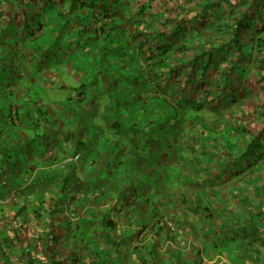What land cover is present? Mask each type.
Returning a JSON list of instances; mask_svg holds the SVG:
<instances>
[{
	"label": "trees",
	"instance_id": "trees-1",
	"mask_svg": "<svg viewBox=\"0 0 264 264\" xmlns=\"http://www.w3.org/2000/svg\"><path fill=\"white\" fill-rule=\"evenodd\" d=\"M6 3L14 4L8 14L23 23L21 34L47 15L88 42L126 37L125 53L113 49L119 85L127 95L133 87L129 102L134 94L143 101L132 106L138 117L109 105V125L120 136H101L105 147L98 145L81 181L85 171L67 161L80 154L65 155V142L57 140V158L43 162L16 151L2 157L0 264H162L153 249L144 256L134 247L123 225L134 221L135 169L144 167L157 179L174 177L166 189L179 193L182 206L164 217L144 196L157 212L155 234L168 238L187 225L191 205L204 221H220L231 264H264V0H0V41L12 44L19 31L4 33ZM9 113L12 119L16 110ZM36 143L44 149L38 136ZM112 198L113 211L96 210Z\"/></svg>",
	"mask_w": 264,
	"mask_h": 264
},
{
	"label": "crops",
	"instance_id": "crops-1",
	"mask_svg": "<svg viewBox=\"0 0 264 264\" xmlns=\"http://www.w3.org/2000/svg\"><path fill=\"white\" fill-rule=\"evenodd\" d=\"M38 13H40V11H38ZM4 33L8 34L10 32L7 31ZM40 33L41 30L31 31L29 33L26 32L25 34H21L19 31V43L8 44L0 41L3 47V49L0 47V167L3 165L1 161L2 157H6L8 154L13 155L15 151L20 153L23 159L27 158L29 154L41 157L42 162L45 158H57L58 140V143L65 142V155L76 151L80 154V158L75 164L80 170L85 171V173L79 172V174H77L81 175L80 180L77 178L78 181H81L82 177H86L85 174L88 173L90 163H93V158L88 159L87 157L93 155V153H97L98 145L104 149L105 136L110 138L113 136L116 139L120 129L110 127L109 124L112 119V112L109 110L110 106L106 107L108 103L97 102L99 93L94 94L92 89L90 90L88 89L89 87H87L90 84H96L103 88L104 85H100L105 78L103 74L101 77L102 80H100L99 78L95 79L91 73H84L83 70H81V72L76 70L73 71L72 68L68 69V67H66L64 70L59 69L62 71H57V66H52L53 64H50L48 59H44V62H42L39 58L40 55L32 50L35 49L33 47L36 45H38V51L43 50L39 44L40 39H42V34ZM23 37H25L24 40ZM31 42H33V44ZM3 44L6 46L4 47ZM9 53L11 56L8 57L7 54ZM69 73H71L70 80L73 78L69 84L65 83L64 85L57 81V75H62L59 80L61 81L63 78H66ZM84 76L87 78V85L80 81V78ZM70 87L77 91V96L74 98V101H72L71 98L66 99V101H55L51 99L52 90ZM38 88L42 90L39 91ZM100 92L103 93V91ZM118 94H120V92ZM69 101L74 102L73 104L76 110V107L80 106L79 112H81V105L83 104L86 105L84 111L87 112L91 111L95 106H100L99 115L102 117V120L105 121L106 128H101L102 131L97 133L95 144L91 142V138H89L87 132L82 131L81 121L77 123L72 130L57 128L60 121L67 123L70 118L74 119L77 113L76 111L71 114V110L68 108L67 110L70 113H67L69 114V119L67 118V120H64L66 118L57 116V104H69L71 103ZM133 103L134 101H130L128 105ZM52 105L54 108L51 107ZM12 108L16 110V114L12 115L11 119L9 110L12 111ZM113 110H116L115 106ZM134 111V115L138 117L141 109L136 107ZM60 113H63L62 109H60ZM109 114L111 117H109ZM88 130L91 131V127ZM79 131L81 132L79 133ZM104 131L106 133H103ZM128 132V135H133V132L129 131V129ZM141 134V136H146L144 133ZM60 135L61 137L63 136V138H57V136ZM37 136L40 139L39 144L41 147L43 146L44 149H49L45 155L43 153L44 149L38 148L39 145L36 143ZM84 136L86 138H84ZM92 136L94 137V134L90 135V137ZM43 139L45 142H43ZM41 150H43V152ZM33 152H35V154H31ZM19 162L23 163L22 160ZM145 164L147 165L148 162L146 163L145 161ZM145 164H143V166ZM10 165V167L13 168V161ZM44 165L45 163H41L39 168H43ZM166 165L167 161L165 162V166ZM4 177V174L0 175L1 182H3ZM134 178L135 183L138 185L135 208L133 210L134 217L132 216L134 221L132 220L130 222L126 220V223H123V225L131 229L132 233L129 237H132V239L130 242L133 243L134 247H141L140 249L143 250L144 256H147V253L151 252L153 249L154 255L158 257L162 264H194L201 257L208 258L211 264H231L234 262L231 258V252L220 242L222 235V225H219L220 221L217 218L204 221V214L196 212L194 206L192 207L189 205L186 207V212L188 214L187 225L181 223L178 228H173L168 238L164 232L155 234L154 230L157 224L154 221L155 216L151 213L157 212L156 210L153 211L149 203H143V198L145 195H149L151 198L154 197L153 202L156 204L157 210H161L159 214L161 213L164 217H168V213L174 215V213L181 211L179 208H182V206L175 204V198H178L179 193L175 195L172 191L166 189V185L168 186L169 184L175 183L174 177L170 178L166 175L163 179H157L154 176L146 175L144 167L141 171L137 168L135 169ZM101 181L102 180H100V182ZM159 185L162 187L160 191L158 190ZM9 187L11 189V186ZM190 189L194 190V188L191 187ZM13 193L14 192H12V195ZM174 195L176 197H174ZM10 198H12V196L7 197V199ZM114 203L115 199L112 198L110 202H104L101 205L98 203L94 206L96 210L101 212L102 209L107 208L108 204L113 207ZM137 232H140V234Z\"/></svg>",
	"mask_w": 264,
	"mask_h": 264
},
{
	"label": "rangeland",
	"instance_id": "rangeland-1",
	"mask_svg": "<svg viewBox=\"0 0 264 264\" xmlns=\"http://www.w3.org/2000/svg\"><path fill=\"white\" fill-rule=\"evenodd\" d=\"M20 3L24 4L25 0H18ZM5 7V8H4ZM3 11H4V15H6L7 17V22L2 23V25L4 26V29L6 31H9L10 33H13L15 30L17 31L19 28H21V25H23V23H21V21H16V19H14L15 17L10 16L8 14V9L13 8L14 4L11 5H7V3L4 5ZM8 8V9H7ZM113 13L115 14L117 8H112ZM125 14V13H124ZM19 16H22V13H20ZM23 17V16H22ZM147 20H149V25L155 27L156 23L154 21L151 20V18L149 17H145ZM25 18H19L17 17V20H23L25 21ZM60 24L62 25L61 21H59ZM58 21L55 20V17H53L52 19L47 18V15L44 17V19L42 20L41 26L39 27V24H29V26L31 27L32 31H35L37 29L41 30L42 34V39H40V46L43 49L42 51H38V45L34 46L32 49L34 50V52L36 54H39V58L41 59L42 62H44V59H48L50 64H53L52 66H57V71L59 69H66V67H68V69L72 68L73 71H79L81 72V70L84 71V73H91L94 78H99L100 80L103 76L105 77L100 85H104L103 88L102 86L96 85V84H90L87 87H89L88 89H92L94 94H98L99 99L97 100V102H101V103H108V105H106V107H109V105H116L115 108L117 109V111L114 114H120L122 112V110L128 111H134L135 108L131 107L134 104H137V102H142L143 100H139V95L138 94H134L133 97L131 98L132 101H135V103L133 104H129V101L126 99L128 97H130V95L132 94L131 89L133 88L132 86L130 87V93L127 95L126 92H123V87L119 85V81L121 80L120 76H119V70L117 68V58L114 57V53H113V49H118L120 51V53L124 52L125 53V45L127 42V38L123 36H120L119 34H114L111 37V41L110 43H108L107 41L105 42V39L103 38L102 41H100L99 39L97 41H91L89 40V42L87 41V39L80 37V35H72L73 32L71 33H63V31H61V26H57ZM1 25V26H2ZM215 26H211L210 28H208L207 31H215ZM8 33L7 35L10 36L11 34ZM16 35V34H14ZM15 36H11L10 38H14ZM25 39V37H23V40ZM14 40V39H13ZM43 40V41H42ZM19 43L18 40H16L13 44ZM33 44V42H31ZM177 47H179V43H177ZM123 46V47H122ZM121 47V48H120ZM174 48L173 50L177 51V49ZM96 49H100L99 51L94 52ZM11 52V51H10ZM38 52V53H37ZM46 55V56H44ZM93 55H95V57H93ZM7 56H11V54H7ZM104 57V58H103ZM110 59V60H109ZM112 64H114L113 66H108L109 69L107 70V72L104 74L103 73V68H105L104 66L108 61ZM53 62V63H52ZM59 70V71H62ZM66 74V73H64ZM71 73H69L66 78H63V80L59 81L62 77L57 75V81L61 82L65 85L69 84V82L73 79L71 78L70 80V75ZM47 80V79H46ZM87 78L84 76L83 78H80V81H82L83 83H86L87 85ZM39 91H41L42 89L38 88ZM128 90V89H127ZM126 90V91H127ZM100 91H103V93H101ZM119 92H121V94H118ZM128 92V91H127ZM77 96V91L73 90L72 87L70 88H64V89H57V90H52L51 92V99H54L55 101L60 100V101H66V99L71 98L72 101H74V98H76ZM50 97V96H49ZM89 99V98H88ZM50 100V99H49ZM130 100V99H129ZM52 102V100H51ZM71 102V101H69ZM74 102H71L69 104H65V103H61V104H57V116L58 117H64L67 120V118L69 119V114H73L77 111V113L75 114L74 119L70 118L68 120L67 123L60 121V124L57 126V128L61 129V128H66L68 130H72L75 128V126L77 125V123H79L80 121L82 122V131H86L89 138H91V142L92 143H96L95 138L97 137V133L99 131H102L101 128H106L105 125V121L102 120V117L99 115L100 111L99 108L100 106H95L91 111L87 112L84 111L86 109V105L83 104L81 105V112H79L80 110V106L76 107L77 110L74 107ZM117 104H120V106H118ZM77 105V104H75ZM50 106V105H49ZM241 108H245L248 107V105L243 106V103H241L239 105ZM51 107L54 108V106L52 105ZM68 108H70L71 112L69 113V111L67 110ZM60 109L63 110V113H60ZM69 113V114H67ZM91 127V131H89L88 129ZM81 131H79L80 133ZM85 132V133H86ZM93 132V133H92ZM103 133H106L105 131ZM91 134H94V137H90ZM61 137L60 136H57ZM66 137V136H65ZM63 138V136L61 137ZM68 138V137H66ZM71 138V137H69ZM84 138H86L84 136ZM43 142L44 139H43ZM93 147H95L94 145H92ZM85 156V153H84ZM88 159L93 158V155H90L89 157H87ZM103 177V176H102ZM122 183V182H120ZM174 188V187H173ZM128 194V193H127ZM107 208L109 209V213L111 211H113L114 209H112L111 205L108 204Z\"/></svg>",
	"mask_w": 264,
	"mask_h": 264
},
{
	"label": "built area",
	"instance_id": "built-area-1",
	"mask_svg": "<svg viewBox=\"0 0 264 264\" xmlns=\"http://www.w3.org/2000/svg\"><path fill=\"white\" fill-rule=\"evenodd\" d=\"M79 159V155L71 156L67 158V161H77ZM79 180L81 179L80 176H78ZM4 183V181L2 182ZM195 264H211V261L206 257H201L198 259V261Z\"/></svg>",
	"mask_w": 264,
	"mask_h": 264
}]
</instances>
